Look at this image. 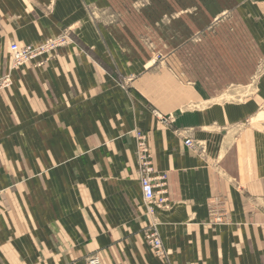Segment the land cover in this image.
<instances>
[{"label": "crops", "instance_id": "crops-1", "mask_svg": "<svg viewBox=\"0 0 264 264\" xmlns=\"http://www.w3.org/2000/svg\"><path fill=\"white\" fill-rule=\"evenodd\" d=\"M109 1L0 0V78L12 42L71 39L53 59L13 71V87L0 93V264H86L95 255L102 264H163L144 238L153 221L172 264H264V134L243 129L264 105V72L244 100L181 88L149 72L141 43L128 48L138 35L101 31L94 14ZM244 4L264 44V0ZM139 135L165 177L157 191L168 203L153 213ZM215 200L226 219L212 226Z\"/></svg>", "mask_w": 264, "mask_h": 264}, {"label": "rangeland", "instance_id": "rangeland-1", "mask_svg": "<svg viewBox=\"0 0 264 264\" xmlns=\"http://www.w3.org/2000/svg\"><path fill=\"white\" fill-rule=\"evenodd\" d=\"M249 2L250 0H110L108 3L112 4L109 7L100 9L94 15L102 32L112 30L117 34H128L129 37L138 35L139 40H127L126 43L130 49L136 42L141 43V49L148 52L149 72L168 74L170 77L165 76L163 79L172 78L181 88L202 86L210 99L244 100L257 94L256 81L264 72V44L256 34L260 29L255 24V16L244 4ZM12 43L21 48L31 47L32 53L20 65H16L10 51L11 65L9 71L0 78V93L13 87V71L35 64L42 65L53 59L60 49L71 44V39L68 34H63L38 45ZM130 58L137 59L139 56L130 55ZM39 59L42 60L37 62ZM141 67L145 68L146 64ZM238 86H249V89L245 87L239 98L227 95ZM156 112L171 119L164 111V114L154 111ZM157 119L159 120L158 117ZM173 124L171 119L169 127ZM244 124L243 129L264 134V105ZM143 137L145 138L144 135ZM225 219L223 201H212L208 224L221 225ZM153 229L157 230L161 238L156 221L146 229L144 238L156 253L148 240ZM164 248L163 244L160 253L166 256L163 264H172L164 254Z\"/></svg>", "mask_w": 264, "mask_h": 264}, {"label": "built area", "instance_id": "built-area-1", "mask_svg": "<svg viewBox=\"0 0 264 264\" xmlns=\"http://www.w3.org/2000/svg\"><path fill=\"white\" fill-rule=\"evenodd\" d=\"M10 51L14 56L16 65H20L32 53L31 47L21 48L16 43L11 44ZM155 114L164 125L169 126L171 124L170 118H165L163 115L157 112ZM139 138L141 139V148L139 153V161L141 165V188L146 206L149 212L153 213L156 208L162 209L167 206L168 199L164 195L165 190H160L159 192L157 191L160 186L165 185V177H158L154 175V168L147 155V145L144 140L145 138L143 137V135H139ZM185 145L192 149L196 148L190 139H187L185 141ZM148 240L156 250V253H162L161 251L163 248V244L157 230H152L151 235H148ZM86 264H102V262L101 259L95 255L89 257L86 261Z\"/></svg>", "mask_w": 264, "mask_h": 264}, {"label": "bare ground", "instance_id": "bare-ground-1", "mask_svg": "<svg viewBox=\"0 0 264 264\" xmlns=\"http://www.w3.org/2000/svg\"><path fill=\"white\" fill-rule=\"evenodd\" d=\"M156 227V226H155Z\"/></svg>", "mask_w": 264, "mask_h": 264}]
</instances>
